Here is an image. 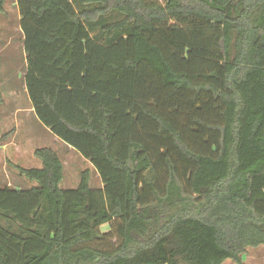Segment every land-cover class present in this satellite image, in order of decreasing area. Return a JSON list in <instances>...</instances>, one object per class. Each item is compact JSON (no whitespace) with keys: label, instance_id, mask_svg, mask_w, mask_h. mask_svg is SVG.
<instances>
[{"label":"trees","instance_id":"obj_1","mask_svg":"<svg viewBox=\"0 0 264 264\" xmlns=\"http://www.w3.org/2000/svg\"><path fill=\"white\" fill-rule=\"evenodd\" d=\"M17 4L34 113L103 188L85 171L61 189V158L37 149L42 168L19 167L37 186L0 188V264H247L264 247V0Z\"/></svg>","mask_w":264,"mask_h":264},{"label":"rangeland","instance_id":"obj_2","mask_svg":"<svg viewBox=\"0 0 264 264\" xmlns=\"http://www.w3.org/2000/svg\"><path fill=\"white\" fill-rule=\"evenodd\" d=\"M9 3L11 0H7V6ZM20 29L18 15L13 11L8 26L0 27V136L4 137L0 143V188L28 190L37 186L20 175L19 167L41 169L43 165L35 151L42 148L53 149L63 162L61 189H77L85 171L90 172L92 188H103L91 162L56 137L31 111L32 105L25 91L28 63ZM101 230L113 234L109 239L110 246L118 242L114 227L104 226ZM245 260L247 264H264V247L249 249ZM225 264L235 263L227 261Z\"/></svg>","mask_w":264,"mask_h":264},{"label":"crops","instance_id":"obj_3","mask_svg":"<svg viewBox=\"0 0 264 264\" xmlns=\"http://www.w3.org/2000/svg\"><path fill=\"white\" fill-rule=\"evenodd\" d=\"M12 11L17 13L18 23L20 24L21 16H20V11H19V7L17 4V0H11V3H9L8 6H7V0H5V13H3V14L0 13L1 14L0 15V27H7L8 26V23L11 22V12ZM20 31L22 32V29H20ZM0 68H1V65H0ZM25 91L27 93V90H25ZM31 111L34 113L33 108Z\"/></svg>","mask_w":264,"mask_h":264}]
</instances>
